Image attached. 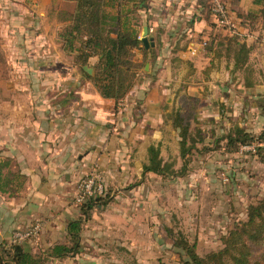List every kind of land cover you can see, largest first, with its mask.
I'll return each mask as SVG.
<instances>
[{"label":"crops","instance_id":"crops-1","mask_svg":"<svg viewBox=\"0 0 264 264\" xmlns=\"http://www.w3.org/2000/svg\"><path fill=\"white\" fill-rule=\"evenodd\" d=\"M34 1L37 2L34 11L42 17H63L75 8V3L68 0ZM146 1L147 6L138 11L139 37L143 38V28L147 26V37L151 39L147 49L152 52H148L145 66L140 71V82L125 100L119 102L120 108H116L113 99L102 97L70 60L67 65L63 60L52 58L49 65L38 63L36 72L42 73V77L48 66L52 68L53 84L51 88L46 87L52 90L48 104L45 99L38 107L35 102L34 108L14 106L8 99L9 94L19 90L27 97L36 88L28 85V89L17 83L6 85L8 97L5 94L4 104H0V243L9 247L16 229L26 230L38 222L42 224L39 234L21 243L26 251L41 255L55 244L64 242L68 221L80 215V207L73 202L78 181L94 169L101 174L106 190H112L114 199L86 222L79 252L85 257L87 253L82 250H95L92 245L100 246L103 242L130 254L134 244L114 233L123 234L124 226L134 224L133 220L130 222L133 217H125V224L123 218L119 223L111 218L116 209L122 211L119 206L125 201L120 202L124 198L120 194L140 188L139 180L135 186L133 183L124 187L116 178L125 172L131 174L134 166L137 172L133 177H140V171L148 163L147 147L144 151L138 149L139 154L144 153L142 160L130 162L135 152H129L132 137L128 134L139 123L133 122L130 108L140 104L137 106L145 108L146 119L157 116L151 126L148 124L154 128L162 112L170 111L167 108H184L185 99L193 98L196 108H216L217 105L230 108L235 102L231 99L234 89L249 90L241 74H232L233 60L225 54L216 56V37L218 34L226 36L228 31L214 25V18L204 11L200 0ZM45 8L47 12L43 10ZM59 24L62 25L63 20ZM244 40L247 42L242 38ZM143 59V50L137 49L135 60L141 62ZM11 60L7 62L10 65ZM97 60V57L90 58L88 65L95 67ZM13 63L15 68L12 71L9 65V75L23 80L31 74L22 75L20 70L17 71L18 63L20 67L24 65L21 59H14ZM57 63L66 70L59 72L55 67ZM160 125L162 130L167 128L173 133L172 122L166 120ZM143 141L146 143L150 139ZM162 141L158 143L160 149ZM172 141L179 148L178 135ZM123 169L125 171L121 172ZM127 214L131 215V210ZM77 254L64 259L50 257L45 264L77 261Z\"/></svg>","mask_w":264,"mask_h":264},{"label":"rangeland","instance_id":"rangeland-1","mask_svg":"<svg viewBox=\"0 0 264 264\" xmlns=\"http://www.w3.org/2000/svg\"><path fill=\"white\" fill-rule=\"evenodd\" d=\"M223 1L235 26V29L227 30L226 35L240 34L249 45L254 46L250 69L232 73L241 74L243 83L250 82L251 85H245L249 90L243 92L242 89L240 92L238 88L234 89L235 94L231 99L235 102L230 108L220 105L216 108H196L193 98L185 99L184 108H167L170 111L162 112L158 125L154 128L150 126L157 116L146 119L143 112L145 108L137 107V104L130 108V117L134 116L133 122H139L128 134L132 137L129 152H135L130 162L142 160L144 153L139 154L138 149L144 151L145 147V154L149 159L150 146H158L163 140L160 158L165 164L171 165L170 173L164 177L156 173L149 175L141 170L139 176L144 178L140 180V177H133L137 172L134 166L131 174L125 172L116 178L123 182L124 187L138 183V180L140 182L139 189L120 194L124 197L120 202L125 201L119 206L122 211L117 212L116 209V214H111V218L119 220L117 223L123 218L124 224L125 217H133L130 222L133 220L134 224L124 226L123 234L114 233L123 240H130L134 244L133 252L128 254L117 250L112 244L105 245L101 242L100 246L92 245L95 250H82V253H87L85 257L78 252L77 261L71 260L67 264H182L185 255L174 246L175 240L180 238L194 244L196 252L204 257L221 249L224 246L223 238L237 223L247 220L249 205L264 200V143L257 140L262 146L261 150L256 147V143H252L240 144L237 151H230L225 140L217 146L211 135V131L215 130L216 137H220L235 126H243L256 136L264 132V16L254 0ZM36 3L34 0H0V104H4L5 94L8 97L5 91L8 90V83H17L28 89V85L36 88L27 97L16 88L17 91L9 94L8 98L14 106L34 108L35 102L38 107L45 99L48 104L52 90H47L46 87L51 88L53 84L50 75L52 68L48 66L49 69L42 77V73L36 72L38 63L49 65L52 58L63 60L67 65L71 59L61 49L58 39L61 28L59 23L63 17L40 16L34 11ZM209 8L204 7L208 14ZM43 10L47 12L46 8ZM221 28L224 29L222 26ZM242 31L245 33L241 34ZM16 58L24 63L22 67L19 63L16 65L17 71L20 70L22 75L31 72L26 79L20 80L17 76L9 75L10 66L14 71L13 61ZM10 59L11 65L7 63ZM55 67L59 72L66 70L58 63ZM139 80L140 78L137 79ZM259 92L260 95L257 94ZM177 109L190 117L191 129L201 127L206 130L207 142L215 146L210 152L193 151L189 154L185 170H182L184 165L180 149L172 141L178 131L173 124L172 134L167 128H160L161 122H172L169 114ZM143 139L150 141L145 143ZM124 171L125 169L121 172ZM73 202L74 205H80L75 202V196ZM132 202L134 204L131 208L129 205ZM130 210L131 215L127 214Z\"/></svg>","mask_w":264,"mask_h":264},{"label":"trees","instance_id":"trees-1","mask_svg":"<svg viewBox=\"0 0 264 264\" xmlns=\"http://www.w3.org/2000/svg\"><path fill=\"white\" fill-rule=\"evenodd\" d=\"M75 3L70 14L63 16V24L58 32L61 49L71 60V64L80 68L84 76L97 88L100 95L116 102L125 100L135 85L140 82V71L143 70L148 52L142 46L140 35V17L138 11L147 6L146 0H68ZM208 1V2H207ZM259 4V12L264 16V0H254ZM204 7H210L211 0H200ZM255 14V13H254ZM214 25L222 29L215 21ZM216 56L226 55L233 60V72L250 69L251 53L254 46L242 41L240 34L233 33L223 36L218 34ZM208 41L206 42V46ZM142 49L145 59L135 60V51ZM97 57L95 72L90 74L83 66L88 65L90 58ZM138 77V78H137ZM245 85H251L247 82ZM140 105V104H137ZM139 107V106H137ZM169 116L178 131L179 149L183 158V168L188 164V155L193 151L206 153L214 150L215 146L207 142L208 133L201 127L191 129L192 122L188 115L180 110H173ZM215 130L211 131L214 144L219 145L225 140L227 149L238 150L240 144L264 143V132L254 135L243 126H235L229 132L216 137ZM258 140V142H257ZM262 140V141H261ZM148 163L144 172H154L167 176L170 164L160 158V146L151 145ZM163 161V162H162ZM2 179V177H0ZM138 183L133 184L135 186ZM112 190H104L102 195L89 196L79 205L80 215L70 219L66 226V240L55 244L45 254L34 255L26 251L21 243H0V264H45L51 258L64 259L78 253L81 247L82 231L86 222L96 211L106 208L114 199ZM224 246L218 251L200 256L194 244L185 238L175 240L174 246L183 252L185 257L182 264H264V200L248 207L246 221L236 224L229 234L223 238Z\"/></svg>","mask_w":264,"mask_h":264},{"label":"built area","instance_id":"built-area-1","mask_svg":"<svg viewBox=\"0 0 264 264\" xmlns=\"http://www.w3.org/2000/svg\"><path fill=\"white\" fill-rule=\"evenodd\" d=\"M211 10L215 21L226 30L235 29L234 20L223 0H211ZM247 148V146H244ZM243 149V148H242ZM105 190L103 178L98 171H91L78 181L75 202L81 204L86 197L102 195ZM42 228L40 222L29 229H16L12 234V243H22L28 238L35 237Z\"/></svg>","mask_w":264,"mask_h":264},{"label":"water","instance_id":"water-1","mask_svg":"<svg viewBox=\"0 0 264 264\" xmlns=\"http://www.w3.org/2000/svg\"><path fill=\"white\" fill-rule=\"evenodd\" d=\"M147 30H148V27H147V26H144V28H143V38H142V42H143V45H144L146 48L149 47V45H150V41H151V39L147 37ZM83 68H84L87 72H89L90 74H93L94 69H95V67H93V66H89V65H85V66H83Z\"/></svg>","mask_w":264,"mask_h":264}]
</instances>
